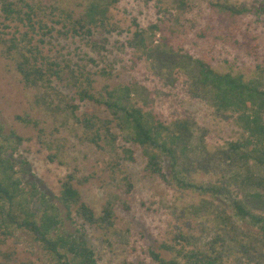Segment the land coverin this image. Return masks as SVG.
Returning <instances> with one entry per match:
<instances>
[{"label":"rangeland","instance_id":"obj_1","mask_svg":"<svg viewBox=\"0 0 264 264\" xmlns=\"http://www.w3.org/2000/svg\"><path fill=\"white\" fill-rule=\"evenodd\" d=\"M40 1L42 13L53 17L61 9L78 16L85 7L84 0ZM262 1L119 0L110 8L108 27L93 29L91 38L98 40L99 46L89 42L87 36L60 35L55 30L65 29L59 26L45 38L43 45L38 42L39 36L30 33L34 38L31 46H40L42 55L65 57L83 66L85 73H93V92L97 95L103 94L105 87L137 84L132 103L158 114L167 124L177 123L178 127V122L186 121L188 131L183 133L186 140L182 141H187L188 152L184 158L178 151L177 170L182 172L175 175L187 176L200 189L181 187L174 178L171 160L165 155L160 157L164 177L149 172L142 148L126 142L114 122L109 126L117 137L115 146L103 139L98 146L83 140L84 129L73 118L68 116L66 123L61 124V115L34 103L41 90L24 86L15 60L0 44V123L5 134L14 131L24 138L14 157L19 161L25 159L22 166L26 170L22 174L25 181H35L57 203L61 182L72 175L73 185L97 215L108 202L113 205L114 225L106 231L87 232L97 254V264H156L150 250L167 258L175 255L165 251L163 244L176 249L184 246L185 253L207 249L220 226L223 234L231 231L224 247L227 264H264V243L262 253L256 245L264 236L257 228L240 221L231 209L232 202L243 196L237 187L226 184L238 162L225 159L222 154L227 142L239 136L234 121L226 114H216L206 99L191 91L190 76L182 71L176 74L169 71L167 63L173 58L171 55L148 59L141 49L130 44L138 27L147 30L157 24L163 31L155 33L154 44L168 36L175 39L181 53L187 50L195 58L204 55L219 71L241 72L251 79L262 70L264 80V16L252 11L242 15L236 29L229 22L211 24L208 17V2L251 7ZM49 20L47 23L51 25ZM10 24L8 36L16 32V27L20 31L16 37L27 29L17 22ZM201 31L206 32L201 35ZM101 70L109 75H102ZM54 84L68 98L73 94L69 87ZM51 95L55 104L65 105L53 92ZM73 103L78 105L76 114L81 120L89 115L112 119L102 105L78 99ZM17 116L32 123H24ZM127 149L133 152L132 159L124 151ZM256 172L260 170L256 168ZM213 186L226 189L218 193L206 191ZM204 200L208 202L204 204ZM194 207L201 210L195 212ZM217 212L232 217L231 227L215 224ZM66 228L71 232L74 229L68 222ZM180 260L186 262L183 256ZM0 264H53V261L31 242L28 233L18 230L10 237L0 234Z\"/></svg>","mask_w":264,"mask_h":264},{"label":"trees","instance_id":"obj_2","mask_svg":"<svg viewBox=\"0 0 264 264\" xmlns=\"http://www.w3.org/2000/svg\"><path fill=\"white\" fill-rule=\"evenodd\" d=\"M118 1L84 0L85 7L78 16H74L71 11L61 9V13L53 17L52 14L47 16L42 13L40 0H0V44L15 60V69L24 86L41 90V94L36 97L34 103L55 115H61V124L66 123V117L73 118L84 129L83 140L98 146L103 139L115 146L117 137L111 132L112 128L109 126L114 122L113 126L117 127L126 142L142 148L148 158L146 168L149 172L164 177L160 157L165 155L170 158L174 178L180 182L181 187L200 189V186L189 182L187 176L177 178L178 176L175 175L182 172L177 170L178 151L184 158L188 152L187 141H182L186 140L185 137L183 138V133L188 131L186 121L178 122L176 127L177 123L167 124L158 117V114L146 111L132 103L131 96L139 88L137 84L117 85L111 89L105 87L104 93L97 95L93 92V73H85L83 66L65 57L59 59V57L50 58L42 55L40 46H31L34 39L32 35L39 36L38 42L43 45L46 42L45 38L52 34L56 26L65 29L64 31L55 30L60 35L87 36L89 42L99 46V41L91 38L93 29L108 27L110 8ZM208 9L211 24L229 22L231 27L236 29L242 15L252 11L264 16V0L257 6L251 7H238L228 2H208ZM55 10L56 8H53V12ZM47 19H50L51 25L47 23ZM16 22L26 27V31L16 37L15 34L20 33L19 28L16 27V32L8 36L10 23L16 24ZM162 31L163 28L157 24L151 25L147 30L138 27L130 44L141 49L148 59L156 55H160L159 57L171 55L173 58H170L167 63L169 71L175 74L182 71L190 76L191 91L198 97L206 99L216 114H226L234 121L239 136L236 140L227 142L222 154L226 157L225 159H234L238 162L236 170L228 175L230 181L226 184L237 187L243 196L237 197L232 202L231 209L233 215L240 221H245L257 228L258 232L264 236V80L262 70L260 66H257L260 72L258 76L251 79L246 78L241 72L219 71L205 59L204 55L198 54L199 56L195 58L187 50L181 53L180 46L176 44L174 38L162 37L160 43L154 44L155 33ZM204 32L206 31H201V35H204ZM101 74L109 75L105 70H101ZM55 82L69 87L73 94L68 98V95L55 86ZM52 92L58 100L62 99L64 106L55 104L54 99L50 98L53 95H51ZM75 99L104 106L112 119L102 120L94 115L79 119L76 114L78 105L73 103ZM17 118L24 123H32L23 117L17 116ZM23 140L24 138L14 131L5 134L4 127L0 123V234L10 237L18 230L28 233L31 242L50 255L53 264H97V254L87 239V232L90 229L106 231L114 225L113 205L108 202L101 214L97 215L73 185L72 175L61 182L59 195L56 197L57 203L53 202L48 194L39 189L35 181H25L22 175L26 173L22 167L26 164L25 159L19 161L14 155ZM124 151L132 159L133 152L129 149ZM256 168L260 170L259 173L256 172ZM224 188L213 186L206 191L218 193ZM207 202V200L203 201L204 204ZM199 210L201 208L194 207L193 211ZM231 218L217 212L214 221L217 226L221 223L230 226ZM67 222L74 227L72 232L66 228ZM222 229L220 226L219 232L216 233L207 249L185 253L184 246L176 249L174 246L163 244L162 248L165 251L175 255L167 258L161 252L153 250H150L149 254L156 264H227L224 247L231 231L223 234ZM247 236L250 237V235ZM263 240L256 242L261 253ZM180 256L185 257L186 262L182 263Z\"/></svg>","mask_w":264,"mask_h":264}]
</instances>
